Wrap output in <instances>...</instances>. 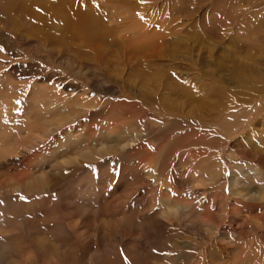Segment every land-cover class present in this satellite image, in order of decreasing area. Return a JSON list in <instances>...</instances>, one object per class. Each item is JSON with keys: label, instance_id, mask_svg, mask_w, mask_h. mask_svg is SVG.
<instances>
[{"label": "rangeland", "instance_id": "1", "mask_svg": "<svg viewBox=\"0 0 264 264\" xmlns=\"http://www.w3.org/2000/svg\"><path fill=\"white\" fill-rule=\"evenodd\" d=\"M263 106L264 0H0V264H264Z\"/></svg>", "mask_w": 264, "mask_h": 264}, {"label": "bare ground", "instance_id": "2", "mask_svg": "<svg viewBox=\"0 0 264 264\" xmlns=\"http://www.w3.org/2000/svg\"><path fill=\"white\" fill-rule=\"evenodd\" d=\"M262 110L264 111V106H263V108H262ZM246 140L248 141V140H250V138L249 137H246ZM257 150V149H256ZM258 151V150H257ZM256 151V152H257ZM260 152V151H259ZM263 154V153H262ZM256 156H260V155H258V152L256 153ZM233 162V161H232ZM259 168V167H258ZM260 169V168H259ZM261 170V169H260ZM262 171V170H261ZM246 174H247V178H245L244 176H237V179H238V181H241V179H243V180H246L247 182H250L251 183V181L252 180H254V179H258V180H260L261 182L262 181H264V178H263V175H261V173L259 172V173H256V174H254V175H251L252 173H253V171L252 170H246V172H245ZM250 183H249V185H250ZM249 185H248V187H246V189H245V191H243L244 192V194L247 196V195H250L249 193V191H248V188H249ZM260 185V184H259ZM258 186V185H257ZM258 190V189H257ZM264 232V231H263ZM258 243V242H257ZM262 245V244H261ZM262 247V246H261ZM264 253V252H263ZM237 261V260H236ZM224 262V261H223ZM239 262V261H238ZM238 262H237V264H238ZM225 264H230V263H232V261H227V262H224Z\"/></svg>", "mask_w": 264, "mask_h": 264}]
</instances>
